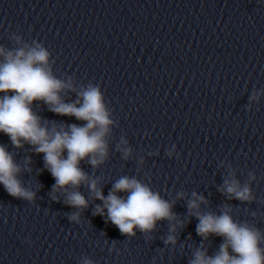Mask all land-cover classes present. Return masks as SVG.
Here are the masks:
<instances>
[{
	"label": "clouds",
	"instance_id": "9594fccd",
	"mask_svg": "<svg viewBox=\"0 0 264 264\" xmlns=\"http://www.w3.org/2000/svg\"><path fill=\"white\" fill-rule=\"evenodd\" d=\"M10 39L14 47L0 45V133L9 137L13 148L26 149L28 153L20 162L16 153L0 144V184L10 196L35 204L37 191L25 185L21 177L34 171L32 154H43L44 168H37L35 172L39 175L47 170L51 174L55 183L48 195L73 209L67 214L71 222L82 223L84 210L92 204V214L104 217L106 223L111 222L121 235L133 238L139 232L146 241H151L158 223L166 221L167 234L161 240L172 249L178 244L181 230L194 217L198 221L196 234L202 239L192 251L188 264H264V230L249 221L234 219L230 203L236 200L251 204L256 199L251 188L257 181L254 172H249L242 183L237 178L238 169L221 162L226 174L217 191L225 202L218 207V212L205 210L210 208V201L202 193L181 190L172 199H166L150 183L135 175H121L110 182L112 186L105 196L104 178L95 171L109 159L110 140L117 121L100 85L78 84L71 75L59 78L54 72L52 53L43 43L36 40L28 43L17 34H12ZM261 95L264 89H254L248 107L252 102L259 103ZM40 103L56 115L74 117L82 123L48 120L35 110ZM175 149L173 145L172 150H166V155L172 157ZM116 151L125 161L133 158L134 149L124 137L117 143ZM147 155L158 156L159 152ZM176 158H180L179 153ZM82 162L93 171H85ZM137 163L143 166L144 156ZM81 188L87 191V196ZM97 200L101 203L96 204ZM178 201L186 204L185 218L173 211ZM212 236L221 237L222 243L209 255L204 242ZM109 251L118 250L113 244ZM79 264H94V261L82 256Z\"/></svg>",
	"mask_w": 264,
	"mask_h": 264
}]
</instances>
